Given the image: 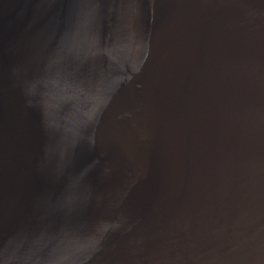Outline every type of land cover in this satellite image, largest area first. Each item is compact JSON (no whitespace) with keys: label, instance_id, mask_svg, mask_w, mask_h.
<instances>
[{"label":"water","instance_id":"obj_1","mask_svg":"<svg viewBox=\"0 0 264 264\" xmlns=\"http://www.w3.org/2000/svg\"><path fill=\"white\" fill-rule=\"evenodd\" d=\"M0 264H264V0H0Z\"/></svg>","mask_w":264,"mask_h":264}]
</instances>
